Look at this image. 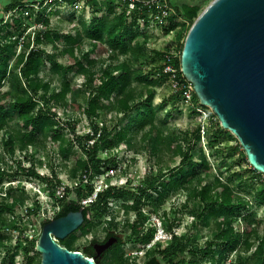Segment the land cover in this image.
Wrapping results in <instances>:
<instances>
[{
    "label": "trees",
    "instance_id": "1",
    "mask_svg": "<svg viewBox=\"0 0 264 264\" xmlns=\"http://www.w3.org/2000/svg\"><path fill=\"white\" fill-rule=\"evenodd\" d=\"M90 1L92 4L95 2V0ZM206 1L168 0L172 12L169 16L171 25L166 27L167 30L173 28L174 25L171 22L176 17H180L182 23L186 24L185 26H190ZM25 2L27 1L10 0L3 9L5 12L14 11L18 7H22ZM107 6V9L99 15H95L96 10L100 9L99 7L96 10L92 9L87 21L80 20V27L76 29L74 35L71 30L60 33L59 30L50 28L49 19L42 18L41 27L36 28L32 35L27 33L24 36L25 40L21 43L10 70L6 64L8 45L4 40L8 33L18 30L20 19L12 17L6 23L3 22V17H0V82L5 79H8L9 82L7 89H0V130L8 128L3 139L6 149L12 152L14 142L21 150L34 146L38 144L39 135L54 143L65 140L64 133L60 129L50 126V112H53L51 107L65 104L67 95L73 90L67 76L70 74L75 77L81 76L84 101L72 103L73 108L78 109L85 118L91 120L103 109H113L115 113H120L126 119L119 128L115 126L113 132L104 128L97 135L98 129L93 126L92 131L83 136H72L75 146H77L76 151H72L71 146L59 145L62 159H69L70 154H73L74 160L70 176L78 175L79 181L73 189L66 188L65 193L62 194L61 206L57 215H63L69 210H80L88 223L82 232H89L91 224L90 220L86 218L88 214L91 215V218L98 217L106 213L108 203L112 200L130 197V203H122L126 213L129 210L134 212L133 219L127 222V226L132 230L127 236V240L133 238L139 243H147L153 236L155 228H149L146 232L141 233L143 226L137 224L145 218L141 211V205L151 200V192H154L157 197H166L170 190L184 186L188 180H196L197 186L192 194L193 197L198 198L201 211L195 210L192 213L203 226L207 224V218L212 217L214 239L206 242L199 249L190 248L191 253L197 256V253L201 252V256L197 260L190 261L189 264H201V258H207L209 264H223L227 249L237 251L235 259L231 260L229 264H264V220L256 216L255 209H251L248 205L249 199L236 192L231 178L221 179L219 175H211L212 166L201 148L198 137L197 141L193 142V137L185 132L181 141L174 143L175 140H178L177 138H173L169 134L163 135L160 130V127L167 123L168 115L161 117L165 103L163 101L154 103L155 90L153 87L161 79L169 77L162 70L163 62L167 63L166 55H170L169 63L176 71L180 85L190 83L180 70L184 34L182 33L180 36V45L174 56L170 51H154L162 60V64L157 68L158 77H152L148 71L133 66V60L138 61L147 52L146 47L136 41L138 15L131 13L130 19H128L129 12L125 8L116 11L111 4ZM9 26L12 28L10 31L7 30ZM82 33L89 41L86 50H83L81 44ZM15 44L16 40L9 46ZM48 44L52 46L50 52L45 48ZM58 47H61L59 51H57ZM60 55L65 57L63 63L58 61ZM120 55L124 57L121 61L106 64L100 74L94 76L92 69L101 61L102 56L114 59ZM46 65L50 72L59 74L61 78L57 91L50 95H47L50 88L49 81L42 82V78L38 77L39 70ZM16 68L23 78V82L20 83L16 80V86L20 87V90L12 92L13 80L11 78L15 75L13 69ZM179 94L180 92L175 91L171 94V98L177 100L180 97ZM191 102L193 105L200 104L194 91H192ZM210 113L216 117L211 111ZM9 122L12 124L9 125ZM66 124L70 125L74 132L75 123L66 121ZM48 132L49 134H47ZM138 132H142V138L149 142H154L156 145L165 144L167 149H175V152L181 155L179 164L172 167L160 166L154 175H148L144 183L133 188L130 186H106L98 190L93 199L83 205L81 201L93 194L92 180L94 176L105 171L115 170L117 167L115 156L101 158L98 155L100 148L111 150L114 146L124 143L129 149L132 147L133 137ZM195 132H199V127ZM223 132L225 131L217 119L210 132L212 139L208 140L209 144L216 141L217 136ZM227 133L233 137L230 132ZM238 146H240L239 143ZM232 150L237 152L236 147H233ZM17 162L19 173L40 179L51 197H55L59 182L55 175L42 176L34 167L26 168L20 165L19 160ZM246 164L248 169L244 172L263 175L254 170L247 161ZM13 174L17 173H11V175ZM2 176L3 172L0 170V178ZM107 176L109 177V175ZM83 180L85 183L82 184ZM241 184L239 183L237 186L239 187ZM17 189L19 195L15 196L14 192ZM71 190L75 191V196L69 198ZM22 193L23 186L19 184L15 187L10 186L4 195H1L0 190V217L3 213H14L11 206L15 207V210L18 209L17 199L23 198ZM248 193L264 212V182H259L258 186ZM155 202L159 205L162 200L159 199ZM37 203L34 207H27L26 211L28 210L31 215L33 212L36 213ZM163 213V220H170L169 228L174 226V221L167 217L166 212ZM113 220L114 216L108 220V227L114 224ZM47 221H42V225ZM172 237L170 245L163 250L166 253V264H174L173 256L187 250L188 242L191 241V236L188 235L178 236L173 233ZM35 242V239L19 235L15 248H20L24 254L34 251L40 255L35 250ZM212 246H218L221 249L216 258L211 255ZM69 249L79 250L80 248L70 245ZM14 251L15 249L7 250L2 257L1 264H14ZM85 255L91 257V251H87ZM122 261H124L122 254L117 253L116 249L109 256L103 258L99 264H113Z\"/></svg>",
    "mask_w": 264,
    "mask_h": 264
},
{
    "label": "rangeland",
    "instance_id": "2",
    "mask_svg": "<svg viewBox=\"0 0 264 264\" xmlns=\"http://www.w3.org/2000/svg\"><path fill=\"white\" fill-rule=\"evenodd\" d=\"M209 1L207 0L202 8ZM108 4H111L116 11H121L125 8L120 0H95L93 4L90 0H28L14 12H5L2 5H0V17H3V22H9L12 17L20 19L18 30L13 33H8L4 40L8 45L6 58L8 69H12V62L20 49L21 43L25 40L24 36L27 33H31L32 35V32L36 28H40L42 18L47 17L49 19L50 28L57 29L60 33L71 30V33L74 35L76 29L80 27V20L87 21L92 9L96 10L99 7L100 9H97L95 12V15H99L107 9ZM130 14L128 13V19H130ZM136 23V41L138 44L144 45L147 52L138 61L133 60V66L148 71L152 77H158L157 68L162 64V60L154 51L165 50L177 52L181 41L180 36L183 33L185 38L190 26H185L186 24L182 23L180 17H176L171 22L174 25L171 30H167L166 28L171 25L169 22L165 26H155L146 20L137 19ZM7 30L10 31L12 28L9 26ZM84 36L82 33L81 44L83 50H86L89 41ZM14 40H16V44L9 46ZM45 48L49 52L52 50L50 44L46 45ZM60 49L61 47H58L57 51ZM76 53L79 54L78 51ZM123 58L121 55L114 59L102 56L101 61L92 69L94 76L99 75L101 69L106 64L116 63ZM58 61L63 63L65 57L62 55L58 56ZM13 73L15 75L11 78L13 80L11 85L12 92L20 90V87L16 86V80L20 81V83L23 82V78L20 76L17 68L13 69ZM38 77L42 78V82L49 81L50 88L47 95L57 91L61 82L60 75L50 72L47 69V65L39 70ZM67 78L73 90L67 95L65 104L53 105L51 107V111L53 112H50L51 117L49 120L51 127H57L64 133L65 140L54 143L39 135L38 144L21 150L17 147L16 142H14V149L11 152V150L6 149L3 141L8 128L5 127L0 130V170L3 172V176L0 178L1 195H4L10 186L15 187L17 184L23 186V198L17 199L18 209L15 210V207L11 206L14 213H3L0 217V264L5 252L7 250L11 251L12 249H15L14 264H40V255H37L34 251L24 254L20 248H15V245L18 243L19 235H25L28 239L36 240L42 227V221L54 218V213L57 210V206L54 203L55 199L61 197L65 193L66 188L73 189L79 181L78 175L74 177L70 176V169L74 160L73 154H70L69 159H62L59 153V145L71 146L72 151H76L77 146H75V140L72 136H83L92 131L93 126H96L98 129L97 135L104 128L113 132L114 127L119 128L126 119L120 113H115L113 109L99 111L98 115L92 118V120L85 118L81 111L73 108L71 105L72 103H82L84 101L82 90L83 79L81 76L75 77L72 74L68 75ZM8 86V79L0 82L1 90L7 89ZM153 88L155 90L154 103L161 101L165 103L161 117L168 115L167 123L160 127L163 135L169 134L173 138H177L178 140H175L176 142L174 141V143L181 141L185 132L193 137V142L197 141L198 137L201 148L212 166L211 175H219L221 179L231 178V183L234 184L236 192L245 196L246 199H249L248 205L251 209H255L256 216L264 220L262 207L257 205L248 193V191L257 187L259 182H264V175L244 172L248 169V165L246 164L247 160L243 154L242 147L238 146L239 142L237 138L234 135L230 137L227 133L229 130L223 128L225 132L218 135L217 140L209 144L208 140L212 139L210 134L211 129L217 122L216 117L210 113L211 109L205 105H193L191 104V100H185L181 96L177 100L172 99L171 94L173 93L174 87L173 81L169 78L161 79ZM66 121L75 123L74 132L71 130L70 125L68 126L66 124ZM11 124L9 122V125ZM198 127L199 132L197 133L195 131ZM142 135V132H138L133 137L131 141L132 147L129 149L124 143L119 146H114L111 150L100 148L98 155L101 158L115 156L117 159V167L115 170L105 171L94 176L92 180L94 192L109 185L118 187L130 186V188H133L140 183H144L148 175H154L160 166L167 165L168 167H172L179 164L181 155L177 154L175 149H167L165 144L156 145L154 142L143 139ZM233 147L237 148V152L232 150ZM17 160L20 161V165L23 167H34L42 176L50 177L55 175L59 181L57 183L55 197H51L46 190L45 184L40 179L27 177L19 173ZM15 172L17 174L11 175V173ZM108 178L109 180L107 181ZM83 183H85V180H83ZM239 183L242 184L238 187L237 184ZM196 186V180H188L184 186L170 190L166 197H157L154 192H151V200L141 205V211L145 218L137 224L138 226H143V232L151 227L155 228L158 231L156 235L160 239L159 236L163 235L161 233V227L170 223L168 220H163V212H166L167 217L177 224L173 228L176 235L191 236L187 250L180 255L183 261L180 264H189L190 261L199 259L201 252H198L196 256L189 249H199L206 242L214 239L212 217H208L207 224L203 226L192 213L195 210L197 212L201 211V204L198 198L193 197L192 194ZM14 195H19L18 189L15 190ZM74 196L75 191L71 190L68 197L71 198ZM159 199L162 202L158 205L155 201ZM123 202L130 203L131 198L126 197L124 199L112 200L108 203L106 213L91 219L89 237L92 236L93 238L100 239L104 235L106 227L109 226L108 220L112 216H114V224L110 227L111 231L120 237L130 235L127 222L133 219L134 212L129 210L126 213L122 207ZM35 203H37L36 213L33 212L31 215L28 213V210L26 211V208L34 207ZM85 243L87 242L83 238H78L73 240L70 245L74 247L78 246L82 249ZM138 243V241H134L132 238L120 245L117 253L123 254L126 256V259L123 262H116L115 264H135L136 260L139 259L137 256L141 255L140 250H143V247H150L149 242L143 246ZM152 244L153 240L150 241V245ZM211 249L212 257H218L221 249L218 246H212ZM236 254L237 251L235 249H227L223 264H229L231 260L235 259ZM200 260L201 264H209L207 258H201Z\"/></svg>",
    "mask_w": 264,
    "mask_h": 264
},
{
    "label": "water",
    "instance_id": "3",
    "mask_svg": "<svg viewBox=\"0 0 264 264\" xmlns=\"http://www.w3.org/2000/svg\"><path fill=\"white\" fill-rule=\"evenodd\" d=\"M180 70L200 104L211 109L237 138L249 165L264 175V0H210L184 38ZM82 221L77 210L42 225L35 242L40 264H97L57 241Z\"/></svg>",
    "mask_w": 264,
    "mask_h": 264
},
{
    "label": "flooded vegetation",
    "instance_id": "4",
    "mask_svg": "<svg viewBox=\"0 0 264 264\" xmlns=\"http://www.w3.org/2000/svg\"><path fill=\"white\" fill-rule=\"evenodd\" d=\"M61 201H62V195H61V197H58V199H55V204L57 206V210L54 213V218L59 217V216H63L67 212L73 211V210H69L63 215H57V212L60 210ZM86 218H88L91 222L92 218H91L90 214H88L86 216ZM168 222H170V220H168ZM87 224L88 223H87L85 217L83 216V221L81 222L79 227L77 229L73 230L72 232L68 233L64 237L58 238L57 239L58 243L69 249L70 243L73 240L78 239V238H83L87 243H85L83 248L79 249V250L81 252H83L84 255L87 251H91V257H93L95 259L96 263L99 264L101 262V260H103V258H106L107 256H109L114 250L118 249L119 246L124 244V242L127 240V236L126 237H120L118 234L111 231L110 227H112V224L110 225V227H106V229L104 231V235L100 239L93 238L92 236L89 237L88 234H90V231L89 232H82L86 228ZM175 224L176 223H174V226H172L170 228H169L170 223L163 225V227H161V233L163 235L160 234V235H162V236H159L160 239L156 235L158 231L155 230L153 232V236L148 241L150 247L149 248L143 247L142 248L143 250L139 249L141 252V255L137 256L139 259L137 258L138 260H136L135 264H166V261H167L166 253H164L163 250L166 249V247L169 246L171 241L173 240L172 234L174 233L176 235V233L174 232V229H173L175 226H177ZM151 228H153V227H151ZM131 231L132 230H130V233H131ZM144 232H146V231H144ZM144 232L141 230V233H144ZM86 238H88V240H86ZM107 240H110L111 244L108 247H106L105 249H102V250L99 249V247L97 245L102 244ZM151 240H153L152 245H150ZM138 244L143 246L145 243H138ZM185 251L186 250H184L183 252H178L175 256H173L174 264H180L183 262L181 260L180 255L183 254ZM122 257L124 260L126 259V256H124L123 254H122ZM113 264H115V263H113Z\"/></svg>",
    "mask_w": 264,
    "mask_h": 264
},
{
    "label": "built area",
    "instance_id": "5",
    "mask_svg": "<svg viewBox=\"0 0 264 264\" xmlns=\"http://www.w3.org/2000/svg\"><path fill=\"white\" fill-rule=\"evenodd\" d=\"M66 1V0H59ZM74 1V0H73ZM76 1V0H75ZM79 1V0H77ZM125 7L126 11L129 13H135L138 15V20H146L149 23L157 26H165L169 22V16L172 12L171 7L168 4V0H120ZM15 11V10H14ZM11 11V12H14ZM10 12V11H9ZM174 56L176 52H170ZM166 62H163V72L169 75V79L173 81V87L175 91L180 92V96L185 100H191V95L193 91L192 84L185 83L180 85L177 77L176 71L172 68L169 63L170 55H166ZM97 191H93L90 197H87L81 201L82 204L90 201L95 196ZM55 203V202H54Z\"/></svg>",
    "mask_w": 264,
    "mask_h": 264
},
{
    "label": "crops",
    "instance_id": "6",
    "mask_svg": "<svg viewBox=\"0 0 264 264\" xmlns=\"http://www.w3.org/2000/svg\"><path fill=\"white\" fill-rule=\"evenodd\" d=\"M10 0H0V5H2V7H4V5H6ZM28 1V0H26Z\"/></svg>",
    "mask_w": 264,
    "mask_h": 264
}]
</instances>
